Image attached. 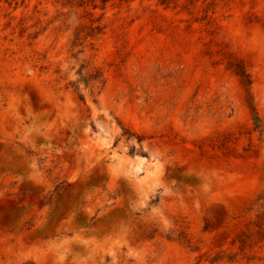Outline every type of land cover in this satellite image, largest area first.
<instances>
[{
  "label": "rangeland",
  "instance_id": "obj_1",
  "mask_svg": "<svg viewBox=\"0 0 264 264\" xmlns=\"http://www.w3.org/2000/svg\"><path fill=\"white\" fill-rule=\"evenodd\" d=\"M85 1L0 0V264H264V0Z\"/></svg>",
  "mask_w": 264,
  "mask_h": 264
},
{
  "label": "trees",
  "instance_id": "obj_2",
  "mask_svg": "<svg viewBox=\"0 0 264 264\" xmlns=\"http://www.w3.org/2000/svg\"><path fill=\"white\" fill-rule=\"evenodd\" d=\"M64 1L66 2L65 4H73L74 2H76L79 7H83L86 3L85 0H64ZM90 1L93 3L94 8H97L98 2H100L102 4H106L110 0H90ZM166 1L167 0H162V4H165ZM83 29L87 30V32L82 37H81L82 31H79L78 33L75 34L74 39L71 43L72 50L77 48L78 46L84 47V44H86L87 42L90 45H92L93 41L103 34V27L99 23V20H96V19H92L90 25L83 27ZM80 41H81V44L79 43ZM82 52H83L82 50L78 51L77 54L82 53ZM73 57L76 58V55L74 54ZM230 68L240 78L241 84L246 89L247 94L250 95L252 80H251V76L248 73V70H247L246 66L244 65V63H242L241 61H236V62L230 63ZM84 69H85L84 67H81V69L77 72V74L80 77L78 80L69 83L74 88L75 91H77L79 89V85L81 84L82 81L85 83L86 87H88L90 81H92V83H93L92 87H94L95 84H98V83L103 84L104 83L103 74L102 73L100 74L99 72L90 74L85 79V77H83ZM79 99L82 102H85L84 95H82V94L79 95ZM250 109L254 113L255 117L258 118V114L256 112V109L252 104L250 106ZM127 133L130 136L132 135L129 132H127ZM138 140L140 143L143 142V138H141V137H138ZM131 153L135 154V150H133ZM59 186L60 185H57V188ZM260 229L264 230V227H260ZM262 232L263 231H259L258 234L259 233L262 234ZM252 240H253V233H248V231H246V232L243 231L237 236L235 242H238L240 244V248H245V246H247L249 243H251Z\"/></svg>",
  "mask_w": 264,
  "mask_h": 264
}]
</instances>
